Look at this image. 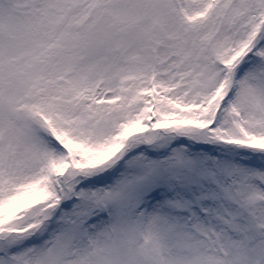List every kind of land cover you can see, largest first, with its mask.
Returning a JSON list of instances; mask_svg holds the SVG:
<instances>
[{"label":"snow or ice","instance_id":"snow-or-ice-1","mask_svg":"<svg viewBox=\"0 0 264 264\" xmlns=\"http://www.w3.org/2000/svg\"><path fill=\"white\" fill-rule=\"evenodd\" d=\"M0 264H264V0H0Z\"/></svg>","mask_w":264,"mask_h":264}]
</instances>
